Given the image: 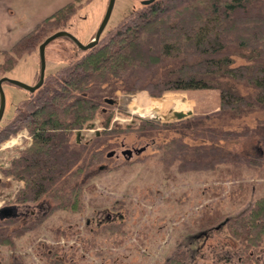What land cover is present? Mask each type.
<instances>
[{
  "label": "rangeland",
  "instance_id": "374dc122",
  "mask_svg": "<svg viewBox=\"0 0 264 264\" xmlns=\"http://www.w3.org/2000/svg\"><path fill=\"white\" fill-rule=\"evenodd\" d=\"M143 1L146 0H116L103 33L139 9ZM107 4L108 0H79L61 30L82 45L88 44L100 26ZM57 31L49 30L41 40ZM80 56L70 39L53 40L45 49V74L54 73ZM246 56L247 51L235 52L233 67L248 64ZM39 70L38 44L25 51L11 68L3 53L0 55V78L34 86ZM2 88L6 106L0 127L13 117L19 102L29 98L27 91L11 84L5 83ZM240 90L243 95L252 93L251 89ZM219 99L216 90L171 92L161 98H153L145 91L116 90L112 103L101 108L82 130L74 132L72 143L89 146L98 133L137 128L142 120L172 124V128L145 137L128 133L111 139L106 150L110 159L88 170L83 204L77 213L50 214L53 205L48 199L36 205L16 204V194L24 184L5 176L3 170L10 168L32 139L23 129L1 141L0 209H11L10 214L21 226L42 222L13 240V249L0 246V264H12L17 258L24 264H47L46 255L50 256L48 261L58 257L66 264H169L177 253L185 255V264H244L241 245L226 228L219 225L209 229L205 223L218 215L236 219L247 214L255 199L264 195V165L252 168L227 163L206 170L202 167L209 166L208 158L190 155L186 158L199 167L192 170L180 167L181 158L169 168L162 160L161 147L178 138L192 149H219L220 157L228 154L237 159L261 154L258 135L264 136V113H220ZM175 112L191 115L176 120ZM205 129H214L223 137L211 142L207 135L198 133ZM245 130L252 132L239 140L224 138V134H241ZM214 155L219 157L217 151ZM257 257L264 264V241Z\"/></svg>",
  "mask_w": 264,
  "mask_h": 264
},
{
  "label": "trees",
  "instance_id": "16d2710c",
  "mask_svg": "<svg viewBox=\"0 0 264 264\" xmlns=\"http://www.w3.org/2000/svg\"><path fill=\"white\" fill-rule=\"evenodd\" d=\"M78 1L74 0L43 20L9 53L3 52L9 67L25 51L37 44L39 47L49 37L41 40L49 30L63 31V23L73 15ZM237 51L248 52L244 57L248 64L233 67L232 56ZM79 52V58L54 73L45 74L43 85L20 101L13 117L0 127V142L23 129L32 139L10 168L3 170L5 176L24 184L16 194L18 205H36L48 199L53 205L50 214L77 213L83 204L88 170L110 159L106 150L111 139L128 133L145 137L172 128V124L142 120L137 128L98 133L89 146L72 143L74 132L82 130L101 108L108 106V100L118 89L125 93L145 91L153 98L171 92L216 90L220 113H264V0L141 3L139 9L103 33L95 47ZM161 71H164L163 76H160ZM241 87L251 89L252 93L243 95ZM106 122L108 126L110 117ZM251 132H230L224 134V138L239 140ZM198 133L207 135L211 142L218 140V136L223 137L214 129ZM258 136L260 155L237 159L228 154L220 157L219 149H192L178 138L161 147L162 160L165 168L181 158V168L199 169L195 161L186 158L190 155L208 158L209 166L202 167L206 170L227 163L259 168L264 165V136ZM216 151L220 158L214 155ZM41 222L21 226L16 217L0 218V246L13 249V240L31 232ZM219 225L240 243L245 258L242 263L261 264L257 251L264 241V195L255 199L247 214L236 219L218 215L207 220L205 228ZM49 257L46 255L47 264H66L58 257L48 261ZM12 264L24 262L17 258ZM169 264H185V255L177 253Z\"/></svg>",
  "mask_w": 264,
  "mask_h": 264
},
{
  "label": "crops",
  "instance_id": "0c3cea01",
  "mask_svg": "<svg viewBox=\"0 0 264 264\" xmlns=\"http://www.w3.org/2000/svg\"><path fill=\"white\" fill-rule=\"evenodd\" d=\"M72 1L0 0V55L9 52L38 24Z\"/></svg>",
  "mask_w": 264,
  "mask_h": 264
},
{
  "label": "water",
  "instance_id": "95a60500",
  "mask_svg": "<svg viewBox=\"0 0 264 264\" xmlns=\"http://www.w3.org/2000/svg\"><path fill=\"white\" fill-rule=\"evenodd\" d=\"M115 1L116 0H108V4H107V8L104 14V17L100 23V26L94 36V38L86 45H82L81 43L78 42V40L71 35L70 33L66 32V31H58L52 35H50L49 37H47L38 47V51H39V57H40V70H39V77H38V81L34 86H27L25 84H22L20 82L17 81H13V80H9L5 77L0 78V123L2 121L4 112H5V106H6V99H5V94L3 91V84L8 83L11 84L13 86L19 87L21 89H23L24 91H27L30 94H33L36 90H38L44 83V79H45V69H46V60H45V49L47 47V45L52 42L55 39L58 38H68L70 39L77 47L79 50L81 51H87L92 49L93 47H95L99 40L101 35L103 34V32L105 31L108 22L110 20L114 5H115ZM153 0H146L143 1L142 4H149L151 3ZM108 103L111 104L112 101L108 100ZM174 118L176 120H182L185 119L187 117H189L191 115V113H183V112H175L174 114ZM93 127V126H91ZM11 209H7V208H2L0 209V218H8L11 217Z\"/></svg>",
  "mask_w": 264,
  "mask_h": 264
},
{
  "label": "flooded vegetation",
  "instance_id": "af4514ba",
  "mask_svg": "<svg viewBox=\"0 0 264 264\" xmlns=\"http://www.w3.org/2000/svg\"><path fill=\"white\" fill-rule=\"evenodd\" d=\"M77 137H78L77 139H79V134H77ZM126 154H129V153H126ZM11 217H12V215H11Z\"/></svg>",
  "mask_w": 264,
  "mask_h": 264
},
{
  "label": "bare ground",
  "instance_id": "6f19581e",
  "mask_svg": "<svg viewBox=\"0 0 264 264\" xmlns=\"http://www.w3.org/2000/svg\"><path fill=\"white\" fill-rule=\"evenodd\" d=\"M145 102H146V101H144V103H143L144 105H146V103H145ZM147 105H148V104H147Z\"/></svg>",
  "mask_w": 264,
  "mask_h": 264
},
{
  "label": "built area",
  "instance_id": "2783aa9c",
  "mask_svg": "<svg viewBox=\"0 0 264 264\" xmlns=\"http://www.w3.org/2000/svg\"><path fill=\"white\" fill-rule=\"evenodd\" d=\"M1 206V205H0Z\"/></svg>",
  "mask_w": 264,
  "mask_h": 264
}]
</instances>
